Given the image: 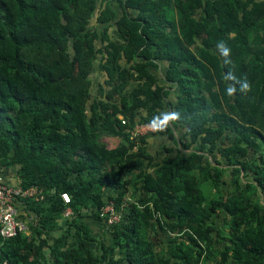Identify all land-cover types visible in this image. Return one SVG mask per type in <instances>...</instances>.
<instances>
[{
	"label": "trees",
	"instance_id": "obj_1",
	"mask_svg": "<svg viewBox=\"0 0 264 264\" xmlns=\"http://www.w3.org/2000/svg\"><path fill=\"white\" fill-rule=\"evenodd\" d=\"M7 170L0 264H264V0H0Z\"/></svg>",
	"mask_w": 264,
	"mask_h": 264
},
{
	"label": "built area",
	"instance_id": "obj_2",
	"mask_svg": "<svg viewBox=\"0 0 264 264\" xmlns=\"http://www.w3.org/2000/svg\"><path fill=\"white\" fill-rule=\"evenodd\" d=\"M153 129H155L154 126H139L136 127L135 133L146 134ZM60 197L64 204L69 202V198L66 194H61ZM23 198L38 200L41 199V196L33 187L21 189L18 185L8 186L0 179V237L3 240L10 239L16 236L19 232L25 230L23 222L16 219L17 212L15 208L17 201ZM70 214V210L66 208L62 216L67 218ZM102 214L106 215L107 224H113L119 220V216L114 212L113 207L110 205H107L102 209Z\"/></svg>",
	"mask_w": 264,
	"mask_h": 264
},
{
	"label": "crops",
	"instance_id": "obj_3",
	"mask_svg": "<svg viewBox=\"0 0 264 264\" xmlns=\"http://www.w3.org/2000/svg\"><path fill=\"white\" fill-rule=\"evenodd\" d=\"M111 139V138H109ZM109 139H106L105 142ZM152 139V140H151ZM157 139V140H156ZM113 140V139H112ZM156 140V141H155ZM147 141L156 142V151L160 149V144L162 143V140L158 138H148ZM160 153V152H159ZM0 179L3 183H5L8 186H15L17 184L14 176H13V170H7L3 174L0 175Z\"/></svg>",
	"mask_w": 264,
	"mask_h": 264
},
{
	"label": "clouds",
	"instance_id": "obj_4",
	"mask_svg": "<svg viewBox=\"0 0 264 264\" xmlns=\"http://www.w3.org/2000/svg\"><path fill=\"white\" fill-rule=\"evenodd\" d=\"M218 48L220 49V51L222 52V54H223L224 56H228V54H229V49H228L227 47H225V46L221 43V44L218 45ZM228 78L231 79V78H233V77H232L231 75H229ZM247 87H248L247 84H243V85H242V88H243V89H247ZM234 91H235L234 88L229 87V89H228V95L231 96V95L234 93ZM176 118H177V114H175V113H173V114H171V115H166V116L164 117V122L166 123L168 120H170V119H176Z\"/></svg>",
	"mask_w": 264,
	"mask_h": 264
},
{
	"label": "rangeland",
	"instance_id": "obj_5",
	"mask_svg": "<svg viewBox=\"0 0 264 264\" xmlns=\"http://www.w3.org/2000/svg\"><path fill=\"white\" fill-rule=\"evenodd\" d=\"M113 6H114L113 8H115V9L117 10L116 5H113ZM117 12H118V10H117ZM108 33L111 35V29H110V28L108 29ZM157 74H158V73H157ZM95 80H99V77H96V76H95V79H93V80L91 81V83H92V84H95V82H94ZM154 130H155V129H153V130H151V131H148V132H153ZM148 132H147V133H148ZM151 140H152V139H151ZM106 142H107V146H108V147H112V146L116 143V141H115V140H112V139H109V140H107ZM147 142H148V147H149V149H150L149 151H150V152L156 151V148H157V147H156V142H155V141H154V142L147 141ZM212 194H213V193H211V191H209L208 195H209V196H212Z\"/></svg>",
	"mask_w": 264,
	"mask_h": 264
}]
</instances>
